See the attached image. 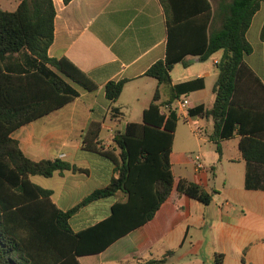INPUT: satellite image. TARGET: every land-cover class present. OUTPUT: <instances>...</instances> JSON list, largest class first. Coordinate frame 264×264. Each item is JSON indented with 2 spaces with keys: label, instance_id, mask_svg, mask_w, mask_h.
Here are the masks:
<instances>
[{
  "label": "crops",
  "instance_id": "0c3cea01",
  "mask_svg": "<svg viewBox=\"0 0 264 264\" xmlns=\"http://www.w3.org/2000/svg\"><path fill=\"white\" fill-rule=\"evenodd\" d=\"M53 2L55 33L49 56L67 58L98 88L95 91L80 90V96L74 101L20 127L11 137L34 161L60 159L83 170L57 171L52 177H31L37 185L52 190L53 202L61 210L68 211L119 177L120 149L114 144V135L122 132L127 123L143 120L144 111L152 103L158 87L164 114L177 109L179 101L185 97L191 100L190 111L214 107V89L224 51L201 60L194 55L201 52L196 50L203 42L198 24L179 25L175 28L172 49L173 53L184 55L170 72L171 83L159 85L158 80L146 73L150 66L165 60L168 54V20L161 0ZM179 2L185 4L183 0ZM210 2L214 13L210 30L214 31L221 26V20L215 15L219 0ZM252 19L246 37L253 51L244 57L248 68L237 75L231 110L245 126L264 135V2ZM120 80L127 82L120 98L112 105L103 90L108 82ZM177 113L180 120L175 138L180 121L184 119L189 124V131L182 137L186 143L199 142L197 148L204 160V170L198 171L189 152L174 143L170 160L175 183L169 199L153 219L114 241L104 251L80 256V264H145L163 258L169 250L183 248L186 243L194 244L191 232L203 227L215 233L221 250L226 252L217 253L224 255L223 264H229L228 248L236 250L243 264H264V190L245 187L247 164L239 144L242 135L222 138L212 117L191 115L190 112L187 117L178 110ZM92 124L100 126L98 139L94 137L98 128H92ZM197 126L203 135L197 136ZM89 131L93 133L92 145L114 149L118 163L84 148L82 140ZM175 167L179 177L175 175ZM180 178L198 183L213 194L215 206L211 214L204 208L208 205L177 193ZM209 182L214 184L213 189L208 187ZM126 199L120 191L88 203L72 215V229L79 232L107 219L112 214V207Z\"/></svg>",
  "mask_w": 264,
  "mask_h": 264
},
{
  "label": "trees",
  "instance_id": "16d2710c",
  "mask_svg": "<svg viewBox=\"0 0 264 264\" xmlns=\"http://www.w3.org/2000/svg\"><path fill=\"white\" fill-rule=\"evenodd\" d=\"M63 1L69 4L72 0ZM161 1L168 20V54L165 60L150 66L146 75L158 80L159 85L170 84V72L184 55L173 53L175 28L186 22L198 24L203 42L196 50L201 52L194 55L201 60L220 50L224 55L214 89V107H198L190 114L212 117L222 138L242 135L239 144L247 164L245 187L264 190V135L245 126L231 110L237 75L248 68L244 57L253 51L246 35L264 0H219L215 15L221 26L214 31L210 30L214 17L210 0H183L185 4L180 0ZM55 13L53 0H21L15 11L0 6V264H80V256L104 251L153 219L174 188L170 155L180 118L176 109L168 114L161 112L159 87L144 111L143 120L127 123L122 132L114 135L121 165L119 177L113 178L109 185L63 211L53 202L52 190L31 180L32 176L52 177L57 171L83 170L60 159L34 161L23 153L11 134L74 101L80 90L98 88L67 58L49 56L54 42ZM126 82L110 81L104 87L106 99L112 105L120 98ZM93 126L98 128L94 136L98 139L100 126ZM91 134L89 131L82 140L84 148L118 163L114 149L92 145ZM120 191L127 199L116 203L107 219L79 232L72 229V215L81 207ZM177 193L205 205L213 201V194L186 178H180ZM173 254L169 250L163 258L145 264H165ZM223 263L224 255L216 254V264Z\"/></svg>",
  "mask_w": 264,
  "mask_h": 264
},
{
  "label": "rangeland",
  "instance_id": "374dc122",
  "mask_svg": "<svg viewBox=\"0 0 264 264\" xmlns=\"http://www.w3.org/2000/svg\"><path fill=\"white\" fill-rule=\"evenodd\" d=\"M20 0H0V4L5 10L15 11L18 7ZM189 124L184 119H181L179 125V133L175 138V144H178L182 150L189 152L190 156L194 158L195 155L201 153L199 152L197 146L198 143L195 140H191V142L186 143L187 141L183 139V134H188ZM200 135L202 131L199 129ZM203 135V134H202ZM183 136V137H182ZM194 137V134H192ZM203 146V142L201 143ZM202 156V155H201ZM189 166V173H191L192 168ZM188 168V167H187ZM175 175L179 177L180 173L178 168L175 167ZM236 185V184H235ZM208 187L210 189L214 188V184L212 182L208 183ZM214 196H217L214 194ZM205 206V205H204ZM215 203H211L210 205L204 207L207 208L208 213H212ZM208 218L209 215L206 214ZM191 235L194 236V244L186 243L183 248H177L174 250V255L169 258L166 264H216V254L226 252L221 250L220 242L218 238L215 236V233L210 230L208 227H203L202 229H193ZM228 262L229 264H243L240 256L237 257L236 250L232 248H228Z\"/></svg>",
  "mask_w": 264,
  "mask_h": 264
},
{
  "label": "built area",
  "instance_id": "2783aa9c",
  "mask_svg": "<svg viewBox=\"0 0 264 264\" xmlns=\"http://www.w3.org/2000/svg\"><path fill=\"white\" fill-rule=\"evenodd\" d=\"M190 106H191V100L188 97H185L179 101L176 110H178L179 113L185 114L188 117L190 112ZM199 129L200 128L198 126L195 128V133L197 134V136L200 135ZM192 161L195 165V168L198 171L204 170L205 165H204L203 157L201 155L199 154L195 155L194 158H192Z\"/></svg>",
  "mask_w": 264,
  "mask_h": 264
}]
</instances>
